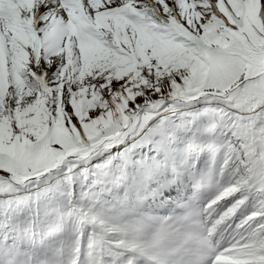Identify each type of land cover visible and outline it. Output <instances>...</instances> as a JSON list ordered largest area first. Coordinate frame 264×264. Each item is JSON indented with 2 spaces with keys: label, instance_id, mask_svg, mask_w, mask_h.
<instances>
[{
  "label": "snow or ice",
  "instance_id": "snow-or-ice-1",
  "mask_svg": "<svg viewBox=\"0 0 264 264\" xmlns=\"http://www.w3.org/2000/svg\"><path fill=\"white\" fill-rule=\"evenodd\" d=\"M137 97L151 100L144 107L153 111L168 101L215 107L213 125L233 158L242 162L259 150L249 172L264 177V0H6L0 6V264H108L103 222L72 201L73 162L102 155L142 130ZM226 108L261 111L226 120L220 115ZM89 124L98 133L91 139L84 131ZM155 143L163 159L137 163L113 154L107 176L123 181L129 167L151 176L174 166L176 153L163 139ZM66 163L69 175L50 183ZM260 184L256 192L264 197V178ZM23 188L32 191L12 195ZM242 188L253 191L249 181L224 187L189 221L197 229L189 238L201 246L196 264H264V211L229 234L225 225L247 196L226 210L216 207ZM186 220L168 228L181 234Z\"/></svg>",
  "mask_w": 264,
  "mask_h": 264
},
{
  "label": "rangeland",
  "instance_id": "rangeland-1",
  "mask_svg": "<svg viewBox=\"0 0 264 264\" xmlns=\"http://www.w3.org/2000/svg\"><path fill=\"white\" fill-rule=\"evenodd\" d=\"M0 6H6V0H0ZM146 99L137 97L140 105ZM215 111V107H209L204 101L184 105L167 102L155 111L143 108L137 114L142 128L138 130L137 125V135H130L128 140L102 155L94 154L88 160L73 162L72 201L85 209L92 208L103 222L111 246L108 264H196L201 246L197 239L189 238V234L197 232L189 221L200 218L222 188L237 182L249 181L253 191L242 188L216 206L218 211H223L247 196L243 205H237L234 217L225 225L226 231L230 234L247 216L264 211V197L256 192L264 177L260 172H249L259 159V150L242 162L235 160L231 146L222 141L213 125L210 114ZM260 111L259 108L254 112L226 108L228 114L220 115L227 120L236 113L231 118L237 120L240 116L254 117ZM145 116L148 117L146 122ZM84 131L89 139L98 135L95 124L86 125ZM161 139L176 153L174 166L169 163L167 169L161 168L151 176L129 167L123 181L107 176L110 163L107 158L113 154L122 161L137 163L163 159L155 143ZM81 163L89 164L88 168H81ZM67 165L69 167L57 170L49 182L55 176L53 183L63 181L72 167ZM221 171L225 173L222 180ZM30 191L32 189L23 188L12 195L24 197ZM184 217L188 220L184 221L181 234L168 228L173 221ZM8 243L11 245L12 240Z\"/></svg>",
  "mask_w": 264,
  "mask_h": 264
},
{
  "label": "bare ground",
  "instance_id": "bare-ground-1",
  "mask_svg": "<svg viewBox=\"0 0 264 264\" xmlns=\"http://www.w3.org/2000/svg\"><path fill=\"white\" fill-rule=\"evenodd\" d=\"M256 78L259 79V77H256ZM242 86H243V85H242ZM145 101H146V102L143 103L144 105L149 104V103H152V101L149 100V99H146ZM169 102H170V101H169ZM166 103H167V102H166ZM143 104L141 105V107H142V108H145ZM161 106H162V105H161ZM139 113H140V112H139ZM139 113L137 112V113H136V116H137V114H139ZM125 130H127V129H125ZM95 159H96V158H95ZM90 162H92V161H90ZM83 165H85V166H83ZM88 165H89V164H84V163H81V164H80V166H82L81 168L84 167V169H85V168H88ZM63 167L67 168V167H69V165H67V163H66L64 166H62V168H63ZM54 179H57V177L55 176L52 180H54Z\"/></svg>",
  "mask_w": 264,
  "mask_h": 264
},
{
  "label": "water",
  "instance_id": "water-1",
  "mask_svg": "<svg viewBox=\"0 0 264 264\" xmlns=\"http://www.w3.org/2000/svg\"><path fill=\"white\" fill-rule=\"evenodd\" d=\"M169 102V101H168ZM143 108L141 107V110H142ZM139 113V112H138ZM59 170V169H58Z\"/></svg>",
  "mask_w": 264,
  "mask_h": 264
}]
</instances>
